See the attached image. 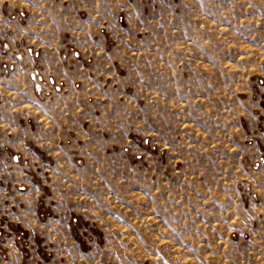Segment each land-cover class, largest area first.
Segmentation results:
<instances>
[{"label":"rangeland","instance_id":"374dc122","mask_svg":"<svg viewBox=\"0 0 264 264\" xmlns=\"http://www.w3.org/2000/svg\"><path fill=\"white\" fill-rule=\"evenodd\" d=\"M0 264H264V0H0Z\"/></svg>","mask_w":264,"mask_h":264}]
</instances>
